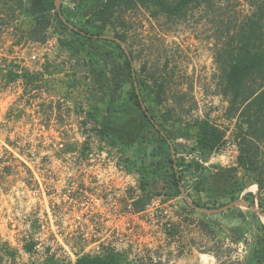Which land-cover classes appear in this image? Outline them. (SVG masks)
I'll return each mask as SVG.
<instances>
[{"label": "rangeland", "instance_id": "obj_1", "mask_svg": "<svg viewBox=\"0 0 264 264\" xmlns=\"http://www.w3.org/2000/svg\"><path fill=\"white\" fill-rule=\"evenodd\" d=\"M218 2L220 6L194 9L186 18L173 21L131 9L124 27L125 50L106 37L114 36L109 25L87 20L100 6L99 0H62L60 10L71 21L64 13L69 24L54 17L44 42L29 39L33 19L23 8L0 0V247L8 245L14 252V257L7 255L0 264L61 263L80 251L98 254L96 248L100 253L106 245L120 252L127 264H168V253L158 250L168 240L157 232L169 234L178 228L192 233L191 242L206 255L207 264L208 254H214L218 264H232L243 262L251 250L264 264V228L257 226L245 206L231 208L239 207L247 215V244L229 235V226L242 223L234 217L238 209L208 213L180 197L179 214L187 215L165 228L147 205L166 191L154 190L142 210L132 205L131 197L141 195V178L167 174L172 158L183 160L188 168L190 159L182 154L196 150V129L191 127L196 119L208 118L226 130L227 141L238 143L237 119L227 115L228 98L216 92V41L207 21L216 16L236 22L251 5L249 0ZM125 52L132 55L143 105L167 141L131 97L133 70ZM99 66L113 70L108 75L111 86L96 82ZM22 68L38 73L39 80L27 86L21 78L11 80L10 70L15 73ZM157 84L165 89L160 104L154 100ZM166 113L171 115L168 121ZM130 114L143 123L141 135L132 144L99 135L106 119ZM201 155L207 160L211 156ZM215 164L216 169H230L237 161ZM244 177L247 187L238 199L247 202L243 194L252 192L264 212L253 174ZM195 182L189 173L181 182L194 199L210 207L226 202L207 209L238 200L230 201L218 191L198 192ZM252 185L256 189L248 190ZM175 205L168 204L177 213ZM90 209L95 213L87 216ZM209 219L213 224L208 231L203 222ZM111 226H118L121 233L110 232ZM28 242L35 244L31 251L24 249Z\"/></svg>", "mask_w": 264, "mask_h": 264}, {"label": "trees", "instance_id": "obj_2", "mask_svg": "<svg viewBox=\"0 0 264 264\" xmlns=\"http://www.w3.org/2000/svg\"><path fill=\"white\" fill-rule=\"evenodd\" d=\"M7 2L9 0H6ZM15 6L23 8L33 19V24L28 32L29 39L44 42L47 39L46 32L53 24L54 17L59 18L55 0H11ZM100 6L87 18L89 21L102 22L109 25L113 30L114 37L123 41L127 40L126 14L131 9H144L150 17L155 19L165 18L173 21L186 18L190 11L201 7L211 8L220 6L218 0H99ZM250 11L244 14L236 22L228 18L218 20L216 16L208 18V25L215 38V60L218 73L216 74V92L228 98L229 106L227 115L237 119L239 155L237 164L232 168L220 167L213 172L202 167L196 160H190L188 168L183 167V160L171 159V168L167 174L155 177L141 178L139 188L141 195L132 198V205L136 210H142L151 199V193L155 190L166 191L169 196L181 195V182L189 173L196 179L194 188L198 192L218 191L220 196L234 201L240 197L247 187L246 175L253 174V181L258 185L257 200L260 207L264 206V0H249ZM62 6V5H61ZM63 10V8H62ZM66 18L70 20V16ZM68 28L67 25H64ZM80 29H83L81 26ZM81 32V31H80ZM80 32H78L80 34ZM82 33V32H81ZM118 46L120 43L114 40ZM126 62L132 68L131 73V97L135 104L141 108L160 134L164 141L167 136L152 118L147 107H144L140 95V87L137 80V72L132 67V55L125 52ZM10 79L21 78L25 86L39 80L38 73L30 72L22 68L19 72H9ZM164 85L157 84L154 88V100L156 103L163 102ZM165 120H170L171 115L166 113ZM142 121L135 116L125 115L118 119L108 118L100 126L99 135L109 134L114 136L120 143L132 144L141 135ZM191 127L196 129L195 149L206 155L218 152L225 144L226 130L210 121L208 118L196 119ZM175 149V153H177ZM201 153V154H202ZM160 178V179H158ZM162 182V183H161ZM151 183V184H150ZM161 185V186H160ZM215 185H219L217 187ZM187 194L196 205L203 208L220 207L226 202L207 206L199 199H194L191 193ZM243 198L250 204L255 205L256 199L252 192L243 194ZM238 213L234 216L241 219L242 223L229 226V235L235 242H245L246 217L241 208H230L228 212ZM225 213V212H221ZM254 216L259 228H264L261 218L256 212L249 211ZM205 218L210 215L202 213ZM212 220L203 222L207 230L212 227ZM208 230V231H209ZM35 244L28 242L24 249L31 251ZM14 257V252L8 245L0 247V263L5 256ZM124 257L113 246H103L98 254L83 253L78 256L74 264H123ZM258 254L253 251L245 257L243 262L237 261L232 264H260ZM49 264H72L71 261ZM137 264H151L140 262ZM227 264V263H226Z\"/></svg>", "mask_w": 264, "mask_h": 264}, {"label": "crops", "instance_id": "obj_3", "mask_svg": "<svg viewBox=\"0 0 264 264\" xmlns=\"http://www.w3.org/2000/svg\"><path fill=\"white\" fill-rule=\"evenodd\" d=\"M97 65H98V63L96 64V66ZM103 68H101V66H99V68L95 69V70H99L97 72L98 73L100 72L99 75L101 77V78L99 77V79L96 80V82H99L102 86L103 85H106V86L110 85L111 86L113 80L109 79L110 76H108V75H112L110 73H112L113 70L108 72L109 69H107V67H105L104 68L105 73H103L102 72ZM98 89H100V87ZM109 90H111V89H109ZM210 159L215 161V163H217V159L214 156V154H211V156L208 160H210ZM205 160H207V159H205ZM217 166H218V164H214V165H212V169H207L205 167L204 168L207 170L216 172L218 169V168L216 169ZM255 186L256 185L250 186L248 188V190H255L256 189ZM180 197L181 196H175V200H174V202L176 203L175 208L177 209V213H175V221L177 224H179V222H182L181 219L183 218V215H187V212L186 213L184 212L185 208H183V210H182L184 212V214H182V215L179 214V213H181V210H179L177 203L179 202L178 199ZM181 229L182 228H178V230L176 229L175 231H173L169 234H166V233L162 234L161 232H157V235L160 238H163V240H165V239L168 240L163 245L161 243L160 248L158 246V248H159L158 250L160 252L168 253V256H169V258L167 260L168 264H201V261H203L204 264H207L208 258H206V255L198 251L197 244H194L193 242H191L190 237H191L192 233L190 234L189 232H187L188 230H186V229L183 231ZM200 231H202V229ZM93 247H95V246H93ZM161 247H162V249H161ZM156 248H157V246H156ZM83 253H84V251H80L77 254L71 255L70 261L72 262V264H74L76 259L78 258V256L82 255ZM207 256L209 257V260H210L209 263L210 264H218V259L216 258V256L214 254H210V255L208 254ZM123 264H127V262L123 261ZM130 264H136V263L132 262Z\"/></svg>", "mask_w": 264, "mask_h": 264}, {"label": "built area", "instance_id": "obj_4", "mask_svg": "<svg viewBox=\"0 0 264 264\" xmlns=\"http://www.w3.org/2000/svg\"><path fill=\"white\" fill-rule=\"evenodd\" d=\"M33 59H36V55L32 56ZM214 156L217 159V163L220 162L223 165H228L229 162L230 163H236L238 155H239V144L236 142H231V141H227L226 140V136H225V144L222 146V148L219 149L218 152L213 153ZM183 157H185L186 159H190V160H196L201 166L207 168V169H212V165L215 164V161L213 160H205L203 158V156L201 155L200 151H193V152H189V153H184L182 154ZM211 167V168H210ZM97 200V199H95ZM175 200V196H169L167 194H160L157 195L156 197H154L151 200V203H149L147 206H151L152 210H153V215L154 218L156 219L157 223H161L162 225L165 226V228H170L172 226V222L175 221V213L173 211V207L168 206L169 203H173ZM82 205H85L86 202L81 203ZM131 206H128V208H130ZM87 208V206H86ZM85 208V209H86ZM93 208V207H92ZM91 208V209H92ZM175 208V207H174ZM86 210L88 213L87 216H91L93 213L92 210ZM123 214V213H122ZM124 215V214H123ZM85 216V217H87ZM79 218H82V216H78ZM84 217V216H83ZM107 217H111V214L109 213L107 215ZM115 231L116 234H120L121 231L118 228V226H114L110 228V232ZM108 231V230H106ZM161 233H164V231L162 232L159 231ZM165 234V233H164ZM100 248L97 247L96 248V253H99Z\"/></svg>", "mask_w": 264, "mask_h": 264}, {"label": "water", "instance_id": "obj_5", "mask_svg": "<svg viewBox=\"0 0 264 264\" xmlns=\"http://www.w3.org/2000/svg\"><path fill=\"white\" fill-rule=\"evenodd\" d=\"M61 2H62V0H55L56 8L58 10L60 18L66 24H69V22L64 18V15H63V13L60 10ZM106 37L117 41L118 43H120L125 48L123 40H121L119 38H116L114 36H106ZM125 50H126V48H125ZM180 188H181V197L184 198L192 208H195L197 210L208 212V213H213V212H219V211L228 210L229 208L234 207V206H245V207L249 208L251 211L256 212L264 221V212L257 206V204L250 205L247 202H245L243 199L240 198L237 201H234L233 203H230V204H228V205H226L224 207H221V208H218V209H207V208H203V207H200V206L196 205L195 202L188 196V194L184 190V188L182 186H180Z\"/></svg>", "mask_w": 264, "mask_h": 264}, {"label": "bare ground", "instance_id": "obj_6", "mask_svg": "<svg viewBox=\"0 0 264 264\" xmlns=\"http://www.w3.org/2000/svg\"><path fill=\"white\" fill-rule=\"evenodd\" d=\"M257 186H255V188H256Z\"/></svg>", "mask_w": 264, "mask_h": 264}]
</instances>
